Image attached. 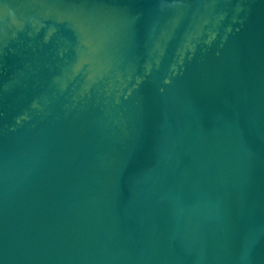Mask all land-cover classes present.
Here are the masks:
<instances>
[{"label":"water","instance_id":"obj_1","mask_svg":"<svg viewBox=\"0 0 264 264\" xmlns=\"http://www.w3.org/2000/svg\"><path fill=\"white\" fill-rule=\"evenodd\" d=\"M0 264H264V0H0Z\"/></svg>","mask_w":264,"mask_h":264}]
</instances>
